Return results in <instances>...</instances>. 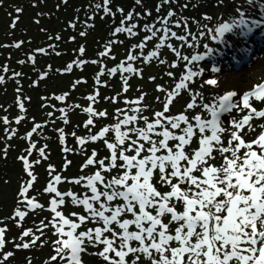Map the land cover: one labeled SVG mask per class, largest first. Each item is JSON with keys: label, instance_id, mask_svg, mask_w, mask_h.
<instances>
[{"label": "snow or ice", "instance_id": "6c2138e0", "mask_svg": "<svg viewBox=\"0 0 264 264\" xmlns=\"http://www.w3.org/2000/svg\"><path fill=\"white\" fill-rule=\"evenodd\" d=\"M216 2L219 4L222 0ZM247 2L252 4L254 0ZM111 3L112 0H103L95 8L112 17L113 23L116 14H120L119 24L111 33L113 37L125 34L131 38L140 32L147 33L138 44L130 47L125 60L108 70L110 75L117 71L122 73L123 91L128 90V77L123 73L140 75L142 71L129 62L159 60L165 64L166 61L160 58V50L164 47L169 48L178 61L185 63V71L171 90L157 85V91L164 93L163 99L156 97L163 109L155 111L151 118L144 115L146 105L117 109L115 122L93 134L91 128L95 127V119L106 117L108 113L97 111L91 104L83 109L89 115L84 127L90 134L76 137L81 152L85 151L84 145L102 141L108 154L98 158L93 149L82 170L89 166L96 170L91 175L69 181L82 185L85 192L59 191L57 185L67 178L59 173L52 176L55 168L49 165L51 179L44 191L52 194L49 210L54 215L47 224L40 222L36 229L40 235L25 229L19 237L20 242H14V248L29 249L37 241L43 246L45 241L41 236L44 229L51 226L57 239L52 242L55 254L46 264L57 260L60 264H84L83 256L89 254V247L97 249L90 254L97 256L103 264H264V123H254L264 118V109L253 106V101L264 102V83L243 94L229 91L206 99L202 91H193L189 85L194 78L211 71L213 75L202 82L201 88L215 86V74L219 69L197 67L212 52L207 44L203 45V49H208L207 53L182 54V48L195 46L189 43V37L195 41L196 36L191 33L186 19H173L178 13L171 5L177 0H159L155 9L157 16L143 25L140 21L152 16L150 10L140 13L133 8L125 15L123 8L117 7L113 11ZM135 4L142 6V0H135ZM165 6L168 11L161 15ZM180 7L187 8V0ZM181 27L184 33L178 35L174 29ZM231 27L228 23H220L210 30L214 33L212 39L223 38ZM173 39L180 42L179 47L170 42ZM152 40L157 42L145 54L144 50ZM118 42L123 43L109 40L100 55L107 56L111 46ZM15 46L19 47L18 44ZM83 51L81 47L80 52ZM175 67L176 62L169 65V68ZM71 68L72 64H69L65 71H71ZM4 71H7L6 67ZM103 71L102 68L99 75H103ZM165 75L176 80L172 71ZM3 81L4 77L0 76V83ZM182 90L189 93L190 101L183 112L172 115L170 106ZM96 95L89 96V101L95 103ZM144 95L124 103L140 105ZM56 99L63 100L64 96ZM106 99L116 102L115 97ZM19 106L23 110V105ZM197 108L199 114H187ZM21 119L23 117L17 118L16 122ZM64 121L68 122L66 113ZM4 122L8 123L6 117ZM40 127L35 125L27 136L31 137ZM59 131L63 142V130ZM193 144L198 146L193 147ZM32 148L35 143L27 150L29 155ZM38 151L46 158L44 148ZM65 151L70 149L65 148ZM20 159L31 178L21 188L19 195L23 200L20 203H25L30 210L42 208L35 197L27 196L36 180L30 169L40 161L30 163L27 157ZM68 163L70 161H66L65 166ZM68 201L81 207L83 214L72 212L66 216L62 208ZM26 215V211L17 208L13 218L19 217L23 221ZM89 223L93 226L88 227ZM7 230L6 226L0 227V264H6L14 256L13 251H4L9 243L5 239ZM29 236L31 239L25 240ZM28 264H31L30 260Z\"/></svg>", "mask_w": 264, "mask_h": 264}, {"label": "trees", "instance_id": "16d2710c", "mask_svg": "<svg viewBox=\"0 0 264 264\" xmlns=\"http://www.w3.org/2000/svg\"><path fill=\"white\" fill-rule=\"evenodd\" d=\"M97 3L102 4L103 0H0V63L3 64V61H6L5 67L7 68V71L0 73V76L4 77L3 83H0V190L4 186L3 178L6 180L9 178L10 170H7V167L11 166V158L17 152L10 144L2 145L14 136L8 131L13 126V121L16 122L19 117L29 118L33 121L32 127L41 125L36 132L32 133L31 137H28L27 134L32 132L33 128L29 129L24 135L25 140L28 138V141L34 142L38 130L41 129L45 134L44 140L48 141L40 146V148H44L46 158L41 157L39 152L34 153V148L31 150V155L28 152L25 154L30 163L36 160L40 161L38 164H33L30 169L36 176V180L27 193L29 198L36 194L35 198L38 202L45 195L52 198V194L44 191L51 179L49 165L55 168L52 176L57 173L62 177L67 176L68 172L74 169L70 174L74 179L91 175L96 170L94 166L82 170V165L91 155L93 149L97 151L98 158H103L108 154L102 141L84 145L85 151L81 152L76 137H86L90 134L89 129L84 127L89 115L83 111L90 104L97 111L106 110L108 113L106 117L95 119V127L91 128L93 134L97 133L102 126L115 122L114 116L119 108L116 107L115 110L108 111L109 108L105 105L108 101L106 98H109L106 89L108 84H112L114 85L111 87L113 91L116 83L122 77V73L119 71L113 75L108 72L109 69L120 63L114 62L109 65V63H105L106 60L101 64L104 56L100 54L105 51L106 43L113 39L123 41V43L113 44L111 51L121 48L125 53L127 49L129 50L130 43L135 40V37L129 38L125 34L113 37L111 33L113 28L119 24L120 14H116L115 23H113L112 17L105 16L102 10L95 8ZM110 7L113 11L117 7L123 8L125 15L133 8L136 10L135 0H112ZM17 9L21 11L18 12ZM89 17L92 18L89 19ZM14 21L15 26L13 27ZM82 32L85 34L81 35ZM17 44L19 47L15 46ZM81 47L84 49L83 53L80 52ZM40 49L44 51H39ZM144 53L147 54L146 49ZM16 56L17 60L14 62L17 66L16 72H9L8 69L13 70L15 66L13 58ZM58 59L59 62H56ZM77 61L84 63H74ZM137 61L141 62L142 60ZM129 63H133L135 68L134 62L130 61ZM69 64H72L71 71H65ZM149 64H139L140 69L143 71ZM102 68L103 75H99ZM142 71L138 75L139 78H143ZM16 73L20 75H15ZM123 76L128 77L130 79L128 82H130L135 74L125 72ZM78 81L79 83H77ZM53 85L56 87L53 88ZM49 88L52 89V93L56 92L57 96H64V99H56L55 94L48 97L46 92L49 91ZM97 93L98 95H96ZM91 95H96L95 103L89 101L88 97ZM14 96L16 98H13ZM20 104L23 105V110H21ZM76 105L80 107H75ZM61 109L64 110L63 113ZM50 113L51 115H49ZM64 113L67 114V123L64 121ZM57 114L58 116L52 120L53 116ZM5 117L8 121L7 124L4 122ZM11 117L14 118L10 120ZM42 121L44 122L42 123ZM60 129L63 130V142H61ZM71 129L75 135L68 133ZM34 143L36 147V142ZM65 148L70 151H65ZM50 159L56 160V162L50 163ZM66 161H70L67 166H65ZM5 167L6 169H4ZM19 168L23 172L21 175L24 179L23 183L26 185L31 178L25 171L24 161ZM60 187L61 184H58V190ZM85 191L87 190L81 187L80 192ZM20 201L12 211L8 208L7 217L0 219V222L20 221L19 217L13 218L15 210L19 208L21 211H26L27 215L23 221H20L19 227L17 222L14 224L16 231L22 234L25 229H32L36 235H40V232L33 229V221H28L29 215L37 209L30 210L25 203L21 204ZM44 204L48 205L44 211L48 223L54 214L49 210V201H45ZM11 251L14 252V255L19 253V250L15 248Z\"/></svg>", "mask_w": 264, "mask_h": 264}, {"label": "rangeland", "instance_id": "374dc122", "mask_svg": "<svg viewBox=\"0 0 264 264\" xmlns=\"http://www.w3.org/2000/svg\"><path fill=\"white\" fill-rule=\"evenodd\" d=\"M186 0H177V3L171 5L178 13L177 17L173 19H186L189 23V29L193 35L196 36V40L193 41L189 37V43L194 44L193 48L184 47L181 49L182 54L185 55H194L197 53L208 52V49H203V45L207 44L212 48V52L205 56V59L200 62L199 66H203L205 69L211 67H217L219 69L218 73L215 74L217 78V84L215 86L204 85L201 88V84L204 80L208 79L213 75L211 71L206 72L202 77L194 78V81L189 85L193 90H200L205 94L206 99H210L213 94L223 95L229 91H236L237 93L243 94L248 91L255 90L260 84L264 83V0H254V3L248 4L247 0H222L221 3H217L216 0H187L188 7L182 8L180 5H183ZM159 3V0H142V6L136 5V12L143 13L144 10H150L152 16L148 17L146 20L142 21L144 23H150L156 16L155 11L156 5ZM239 8L240 11H235ZM168 11V6H165L161 10V15H165ZM211 16L212 19L208 20L205 17ZM220 23L230 24L231 31L225 33L223 38H217L216 40L212 39L214 34L210 30H214ZM198 24L200 26H198ZM206 26V27H204ZM177 31L178 35L184 33L183 27L179 29H174ZM147 35L145 32H140L138 36L135 37V40L130 43V47L133 44H138L141 39ZM157 41L152 40L148 42L146 52L152 50ZM174 46L179 47L180 42L173 39L170 41ZM129 47V49H130ZM128 49L126 52H122L121 48L111 51L107 56L102 58L101 64L114 62L121 63L125 60L128 54ZM114 57V58H113ZM160 58L166 61L165 64L159 63V60H153L150 62L149 66L144 68L142 71L143 78H139L135 74V77L128 82V90L123 91L124 83L122 78L116 83L114 90H111V87L114 85L108 84L106 92L108 93L109 98H116V102H113L111 99H108L105 104L109 110H115V108L125 109L143 107L147 106L144 111V115L151 118L152 114L155 111H161L163 105L157 101L156 97L164 98V93L157 91V85H163L165 88L171 90L175 82L179 81L180 76L185 71V63L183 61H178L175 54L167 47H164L160 50ZM237 58V59H236ZM101 59V58H100ZM17 56L13 58V64L15 65L12 69H8L9 72H16V63ZM110 61V62H109ZM6 61H3V64L0 63V73L4 71L6 66ZM59 62V59L56 61ZM172 62L177 63V67L169 68V65ZM139 64H145L143 61L134 62L135 68L140 69ZM172 71L175 74L176 80L174 81L169 76L165 75L166 72ZM150 77H156L155 80H151ZM130 79L128 78V81ZM56 87L53 85V88ZM122 87V88H121ZM121 88V90H120ZM52 89L49 88V91L46 92L47 96L50 97L52 94ZM144 95V99L140 105L135 104H125L124 101H134L141 94ZM13 98H16L14 96ZM190 101L189 93L186 91H181V94L176 97L173 104L170 106V113L172 115H177L183 112L186 108V104ZM253 106L257 109H264V102H255L253 101ZM103 110V109H101ZM200 113V109L190 110V115H196ZM131 114V113H129ZM235 114V113H233ZM207 115V113H203ZM56 116H53L54 120ZM14 117H11L12 120ZM44 121H42L43 123ZM254 123H264V118H261ZM17 122L13 121V126L10 127L8 133L12 134L15 130L14 136L7 140L2 146H7L10 144L11 147L15 148V155L11 158V166L7 167L9 178L6 180L3 178L4 186L0 190V219H5L8 215V208L12 211L15 206L19 205V201L23 199L19 195L23 185L21 164L23 160L20 157H25L27 150L31 147L32 143L36 142V147L34 148V153L39 152L40 146L47 143V140H44L45 134L41 129L38 130V134L33 141L25 140L24 135L28 132L29 129L33 128V121L27 119H21L18 125ZM1 125V124H0ZM43 125V124H42ZM103 127V126H102ZM72 133V129L68 132ZM1 141V137H0ZM50 145V144H49ZM51 146V145H50ZM197 144H193V147H197ZM52 147V146H51ZM25 148V150H23ZM52 150V149H51ZM50 163L56 162V160L50 159ZM222 162V161H221ZM6 169V167L4 168ZM74 169L68 172L67 178L61 184L59 190L61 192H66L72 190L74 192H80L82 185H77L70 183L73 178L70 174L73 173ZM115 174V173H113ZM6 185V186H5ZM37 188V186H36ZM34 197L36 196L33 195ZM37 197V196H36ZM50 196L45 195L41 200L40 204L43 205L42 208H37V210L31 213L28 217V221H33V229H37V225H40L41 221H44L47 224L45 217V210L48 208L47 204L44 202H50ZM22 204V203H21ZM24 204V203H23ZM180 210L183 208L180 206ZM62 211L67 216L72 212H80L83 214V209L79 206L71 204L68 201L62 208ZM14 212V211H13ZM12 215V214H11ZM18 221L6 220L2 223L0 222V227H7V232L5 234V239L9 241L6 244L4 251H11L14 248V242L19 243V234L16 231V225ZM88 227L93 225L89 223ZM81 230H84L83 227ZM31 236L26 237L25 240H30ZM57 239V236L53 235V230L51 226L44 230V235L41 236V240L45 241L43 246L40 241H37V244L29 249H20L19 255L16 254L11 257L6 264H28V261H31V264H46L49 261V258L54 255L53 251V241ZM97 251L89 247L88 253L83 256L84 264H103V262L94 255L90 253ZM51 264H60L59 260L52 261Z\"/></svg>", "mask_w": 264, "mask_h": 264}]
</instances>
